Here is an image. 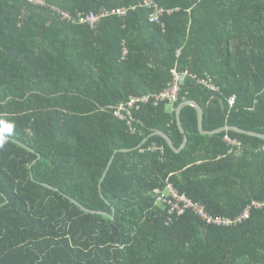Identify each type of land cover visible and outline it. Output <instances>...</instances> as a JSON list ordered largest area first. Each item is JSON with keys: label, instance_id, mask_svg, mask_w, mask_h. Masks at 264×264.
<instances>
[{"label": "trees", "instance_id": "obj_1", "mask_svg": "<svg viewBox=\"0 0 264 264\" xmlns=\"http://www.w3.org/2000/svg\"><path fill=\"white\" fill-rule=\"evenodd\" d=\"M153 1L159 22L144 0H0V132L12 138L0 149V264H264L263 139L202 134L186 105L184 148L160 135L139 147L156 130L181 147L184 100L202 106L205 131L264 134V0ZM104 8L128 12L79 21ZM174 68L196 75L178 101L115 116L132 95L166 88ZM205 74L218 90L199 83ZM168 182L232 223L192 208L169 221L154 194Z\"/></svg>", "mask_w": 264, "mask_h": 264}, {"label": "built area", "instance_id": "obj_2", "mask_svg": "<svg viewBox=\"0 0 264 264\" xmlns=\"http://www.w3.org/2000/svg\"><path fill=\"white\" fill-rule=\"evenodd\" d=\"M34 3H42L44 4V0H31ZM145 6H154L156 9L155 15L151 17L153 21L159 22V15L162 13V10L158 7L157 4H154L153 0H144L143 3ZM131 8H136V6H131ZM128 12L127 8H113V9H101L99 12H90V13H80L79 21L83 23H87L92 27H96L97 24L101 21L102 18L118 15L125 16ZM64 18H71L68 13H63ZM173 78L169 82L166 88L161 90L160 92L150 93L146 95H132L129 100L121 104L117 107L114 114L116 117L121 119H126L127 115H130L132 108H140L142 104L148 103L152 101L154 104H160L161 102L168 101L170 104L175 103L179 100L180 90L182 82L185 80L186 76L192 75L196 77V75L191 74L189 71H178L176 68L172 69ZM199 83L207 86L212 90H218L219 86L215 84L212 76L209 74H205V77H200L198 79ZM231 106L235 102V96L230 98L229 100ZM130 124V121H128ZM225 139L230 144L236 145L239 141L235 138H232L228 134L225 135ZM157 146H154L156 149ZM154 194L156 196V201L163 202L168 206L169 216L174 215L175 212L178 214H183L187 208H192L195 210L204 220L209 223H217L219 225H225L232 223L231 219L218 217L215 218L208 214L204 205L199 202L192 200L186 194L180 193L171 182H168L166 186L162 188L154 189ZM248 212H246V216H248ZM173 218L170 216L169 221H172Z\"/></svg>", "mask_w": 264, "mask_h": 264}, {"label": "water", "instance_id": "obj_3", "mask_svg": "<svg viewBox=\"0 0 264 264\" xmlns=\"http://www.w3.org/2000/svg\"><path fill=\"white\" fill-rule=\"evenodd\" d=\"M186 105H192V106L196 107V109L198 110V119H199L198 124H199V130H200V132H201L202 134H205V133H208V134H214V133H220V132H224V131H235V132L242 133V134H247V135H251V136H256V137H259V138H261V139L264 140V134H263V133L254 132V131H247V130L242 129V128H240V127H237V126H231V125H225V126H223V127H220V128H218V129H215V130H213V131H205V130H204V127H203L204 110H203L202 106H201L199 103H197L196 101H194V100H184L183 102H181V103L179 104V106H178V108H177V111H176L177 121H178L179 128H180L181 132L184 133V141H183L181 147H180V148H177V147L175 146V144L173 143V140L171 139V137H170L168 134H166V133H164L163 131H161V130L153 131L148 137H146V138L141 142V144H139V147L142 146L143 143L146 142L147 139H148L149 137H151V136H155V135H160V136H162V137L167 141L168 145H169V146H170L175 152H179L182 148H184L185 145H186V143H187L188 137H187V134L185 133V129H184L183 125H182V121H181V110H182V108H183L184 106H186ZM5 139H6V140H10V139H12V138H10V137H5ZM13 140H14L15 142H17L18 144H20L21 146H23V147L29 149L30 151L34 152V149H32L31 147H29V146L26 145L25 143H23V142H21V141H19V140H16V139H13ZM129 150H130V149H122L121 151L126 152V151H129ZM116 152H118V150H116L115 153H116ZM115 153L113 154L111 160L109 161L108 166H107L105 172L103 173V176H102V180H101V181H103V179L106 177V175H107V173H108V171H109V168L111 167V165H112V163H113V161H114ZM38 157H40V156L38 155ZM35 162H36V160H34L33 163H35ZM31 178L34 179V176H33V173H32V172H31ZM43 185L48 186V187H50V188H52V189L58 190V188L53 187V186H51V185H48V184H46V183H43ZM99 187H100V194H101V196L105 199V201H106L108 204H110V202L104 197V195H103V193H102V191H101V183H100ZM3 195H4V194H3ZM69 199H70L72 202H74L77 206H79L83 211H85V212H87V213H93V214H104V215H106V216H108V217H110V218H113V217H114V216H113V214L115 213L114 208H113V214H110V213L105 212V211L88 209V208H86L82 203H80L77 199H75V198H73V197H69ZM7 202H8V200H6V202H5L4 204H6ZM0 206H1V205H0Z\"/></svg>", "mask_w": 264, "mask_h": 264}, {"label": "clouds", "instance_id": "obj_4", "mask_svg": "<svg viewBox=\"0 0 264 264\" xmlns=\"http://www.w3.org/2000/svg\"><path fill=\"white\" fill-rule=\"evenodd\" d=\"M0 123H3V122L0 121ZM12 130H13V125L7 124V123L4 124V128H3L4 132H12ZM6 143H7V140L5 139L3 133L0 132V149H3Z\"/></svg>", "mask_w": 264, "mask_h": 264}, {"label": "crops", "instance_id": "obj_5", "mask_svg": "<svg viewBox=\"0 0 264 264\" xmlns=\"http://www.w3.org/2000/svg\"><path fill=\"white\" fill-rule=\"evenodd\" d=\"M171 105V104H170Z\"/></svg>", "mask_w": 264, "mask_h": 264}]
</instances>
